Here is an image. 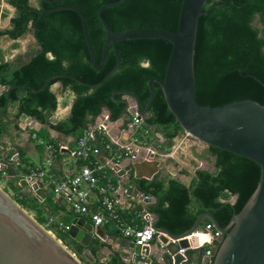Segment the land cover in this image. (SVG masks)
Returning a JSON list of instances; mask_svg holds the SVG:
<instances>
[{
    "label": "trees",
    "instance_id": "1",
    "mask_svg": "<svg viewBox=\"0 0 264 264\" xmlns=\"http://www.w3.org/2000/svg\"><path fill=\"white\" fill-rule=\"evenodd\" d=\"M18 14L12 19V26L0 31L17 39L28 30L29 21L34 22V34L39 46L30 60L0 62V85L10 88L8 107H0V159L10 162L7 170H0V179L6 182L5 190H12V196L46 228L82 257L84 247L70 239L68 231L49 223L50 217L71 224L77 214L67 210L62 201L54 199L53 191L46 190L42 200L35 195L25 179L34 166L25 153L20 152L21 162L16 165L5 156L3 137L12 122L20 123L23 116H30L44 126L78 139L108 107L112 119L121 115L125 104L116 91L131 90L139 97L144 108L149 96L148 83L153 78L164 79L173 50V44L164 39H133L119 41L120 67L110 78L98 87H89L73 79L56 78L39 92L22 86L40 88L55 74H71L88 82L98 83L115 66L117 59L113 49L101 70L91 63L90 51L83 31L80 14L74 10L61 9L42 13H30L28 0H9ZM119 0H58L56 5H69L80 9L87 22L88 33L98 61H101L106 29L98 12L110 3ZM183 0H124L107 8L103 17L115 32L133 29L152 28L178 30ZM31 15V19L30 16ZM53 55V58L49 54ZM148 62V66L143 63ZM195 76L197 100L203 105L219 106L237 100L252 99L264 103V0H208L199 20ZM61 82L64 89H71L77 95L71 113L64 120L53 122L51 115L58 108V98L52 85ZM155 96L149 109V116L143 122L147 133H160L165 142L158 141L161 147L170 148L174 139L183 134L182 127L170 111L163 91L157 83ZM7 101V90L0 94V104ZM13 107L16 112L10 119ZM133 117L130 119L132 121ZM129 121V122H130ZM46 142L49 139L45 128L32 129ZM143 142L151 140L136 134ZM34 141L35 138L31 137ZM40 145V144H39ZM43 147V145H40ZM41 147V149H42ZM43 150V149H42ZM206 157L213 161L214 172L197 169L191 186L178 178L155 176L151 179H133V185L148 196L156 198L149 211L158 213L157 226L178 235L190 229L204 212H211L221 226L226 227L234 214L239 213L258 186L260 166L253 160L227 150L210 146ZM178 165V163H176ZM188 174L187 170L183 171ZM7 174L10 176L7 177ZM29 189L25 191V189ZM237 195L234 203L229 200ZM210 221L205 219L202 231ZM89 249L97 255L102 244L99 239ZM218 243L215 241L213 252ZM86 264H101L99 260ZM120 259L111 257L108 264H120Z\"/></svg>",
    "mask_w": 264,
    "mask_h": 264
},
{
    "label": "water",
    "instance_id": "2",
    "mask_svg": "<svg viewBox=\"0 0 264 264\" xmlns=\"http://www.w3.org/2000/svg\"><path fill=\"white\" fill-rule=\"evenodd\" d=\"M123 1L107 4L98 12L107 32L101 61L97 59L83 12L74 6L58 8L74 10L80 14L91 55V63L95 69L101 70L104 67L110 50L113 49L117 62L100 82L88 83L71 74H55L40 88L27 85L22 87L39 92L56 78H69L95 88L105 83L120 67L122 60L117 46L119 41L133 39L170 41L173 44V50L165 78H153L149 81L150 96L145 107H142L141 101L134 91H116L114 96L121 93L123 97L120 101L125 104L119 118L112 119L111 111L108 107H104L102 113L91 125L103 122L108 126L109 133L113 137L112 132L115 129L112 127L120 124L121 121L123 125L134 131L135 127L130 119L137 114L145 121L149 116V109L155 96L154 84L157 83L163 91L170 111L182 127L183 135L193 138L207 147H217L253 160L260 166L261 175L254 193L243 209L233 215L226 227L221 226L216 217L206 211L197 218L190 229L175 235L165 228H159L157 226L159 215L151 212L154 217L152 227L159 234V248L153 249L151 245L142 247L132 242L129 246L130 250L127 252L130 254L129 259H124L126 252L121 251L120 262L121 264H208L205 247H190L191 238L200 231L203 221L208 219L221 233L216 240L218 245L215 248L212 264H264V103L252 99L237 100L219 106L203 105L198 102L195 53L199 20L208 0H183L177 31L142 28L115 32L103 17V11ZM2 87L7 90V101L4 106L0 104V107H8L11 90L20 86ZM105 115L110 117V122L105 121ZM30 126L34 128L32 125ZM118 142L122 145L136 144L132 141L128 143L118 140ZM140 150L138 156L132 159H137L141 154L148 152L151 156H156L154 151H149L146 147L140 146ZM17 158L20 160L19 155ZM205 163L206 165H202L203 169H208L211 172L216 170L214 162L212 165ZM132 165H129V169L132 168ZM116 166L114 169L120 170L118 165ZM129 169H122L118 173L124 180L123 183L126 182L124 178ZM140 178L142 176H139ZM37 182L39 183L40 180ZM123 188L128 195L134 197L136 209L141 215L144 216L150 212L149 206L156 202V198L153 197L151 202L147 203V201H142V197L146 194L140 191L137 186L130 185L127 188L123 186ZM37 195L44 200L46 191L39 188ZM236 199L237 195L229 202L234 203ZM99 228L81 216L75 217L71 222L68 235L70 239L84 247L85 250L81 257L53 231L41 224L29 210L0 185V264H86L82 258L86 262L93 263L95 257L89 248L96 244L97 237L95 236L100 235ZM181 248H186L184 255L187 260L183 254L179 253ZM194 252L199 254L194 256Z\"/></svg>",
    "mask_w": 264,
    "mask_h": 264
},
{
    "label": "crops",
    "instance_id": "3",
    "mask_svg": "<svg viewBox=\"0 0 264 264\" xmlns=\"http://www.w3.org/2000/svg\"><path fill=\"white\" fill-rule=\"evenodd\" d=\"M18 14L17 8L10 3L9 0H0V31H5L6 29L10 28L12 26V19L16 17ZM3 38H6L7 45L2 44ZM17 43L16 39H11L10 37L4 35L0 38V62L2 60L4 61H12L16 60L17 58L15 55L11 56L12 54L8 53V57L6 56L5 47H8L9 44ZM10 46V45H9ZM12 52H14L12 50ZM27 54V52H26ZM10 56V57H9ZM49 56L53 58V55L50 53ZM21 57V56H19ZM31 58V57H30ZM30 58L25 59V61L30 60ZM52 90L56 93L58 98V108L59 112L57 113V110L54 111L51 115V119L53 122H58L61 120H64L66 117H68L71 113V109L73 106V103L77 97L74 91L71 89H64L61 82H56L52 85ZM6 91L5 88L0 85V94ZM10 111L12 112V115L10 117L11 120L14 118V114L16 110L13 107H10ZM106 116V115H105ZM104 116V117H105ZM144 122V121H143ZM25 124V126H23ZM30 125L34 126L35 129L40 130L42 128H45L48 134L49 139H54L58 143H67L70 148L75 147L77 139L71 136H67L57 130H54L50 128L49 126H44L42 123H40L37 120H34L30 116H23L20 123L17 124V122H12L10 125L7 133L3 137L4 142V154L5 156H8L9 154H12L13 157L11 160L14 163H20V160L17 158V155L20 156V152L22 151L25 153V156H27L31 163H34V166H41L43 162L45 161L46 157L48 156V152L46 151L45 147L40 146L36 141H34L31 138L30 132L32 131V128ZM143 123L140 125L142 126ZM113 134L115 139L120 140L122 142H128L130 141L135 142L137 145L141 147H146L149 149V151H154L156 153V156L153 157L148 153H143L141 156H139L137 159H132L131 157H125L120 161L109 162V156L104 151L100 158L108 163V169L110 172L114 173V179L116 180L118 184V192H117V198L120 201V204L125 207V216L127 218V222L130 224H136V225H143L145 223V218L143 215H141L140 212L137 211L134 201V197L130 196L126 193L124 187H129L130 185H133L132 180L133 179H139V176H142V178L145 179H151L155 176L160 175L161 177H172V178H178L182 183L186 184L187 186H191V183L196 176L197 169L202 168V165H206L205 162L212 165L213 161L208 160L206 157H200L202 154L207 152L208 147L198 143L197 140L193 138H188L185 135H181L180 137L183 138L184 142L185 140L192 139V147L194 151H197V155L194 154H188V159H179L176 155L168 154V150L170 148L163 147L164 150L157 149L155 146H145L141 143V141L136 134L138 133V128H135L134 131L127 127L126 125H123L122 121L120 124H116L112 127ZM160 134V133H159ZM157 133V135L159 136ZM160 137V142H165V139L162 135ZM45 140V139H44ZM190 142V140H189ZM42 147V149H41ZM200 148V149H199ZM189 150V149H188ZM191 151V148H190ZM162 153V154H160ZM134 160V161H133ZM9 163L4 158L0 159V164L2 163ZM80 161L75 160L67 151L60 153L57 158L54 161L53 166V173L55 174L56 179H60L65 174H75L80 171L81 168ZM178 163V165H176ZM8 164V166H9ZM132 165V168L129 169V165ZM116 165H118V168L120 170H115ZM8 166H4L1 168V170H7ZM112 167H115L113 169ZM122 169H129L126 172V182L123 183V179L120 178L118 173ZM187 170L188 174H184L183 171ZM10 175L7 174V177ZM140 178V179H142ZM122 180V182H121ZM45 184V183H44ZM43 184V185H44ZM136 186V185H135ZM51 188H47L46 190H50ZM45 190V189H44ZM45 190V191H46ZM142 196V195H141ZM234 198V196L232 197ZM141 201V200H140ZM68 210V209H67ZM84 217L89 222L93 223V220L91 218V215L85 214V215H76L75 217ZM99 228V236L97 239H99L100 243L103 245L101 250L98 251L97 255H94L95 261L99 260L101 264H108L111 261V257L116 256L120 259V253L121 251L126 252V256L124 259H129L130 254H127L129 252V246L133 242L131 239L126 238L122 231L119 230L116 225L113 222H106L101 226H98ZM201 232V231H200ZM159 234H157L156 240L151 244L153 249L159 248V242H158ZM191 243L193 245H197L199 243H204V247L206 249H212L214 242L212 241L209 236L208 238H204L200 240L198 237H193ZM199 253L194 252L193 255L196 256ZM129 256V257H128ZM128 261V260H127ZM121 264V263H120Z\"/></svg>",
    "mask_w": 264,
    "mask_h": 264
},
{
    "label": "built area",
    "instance_id": "4",
    "mask_svg": "<svg viewBox=\"0 0 264 264\" xmlns=\"http://www.w3.org/2000/svg\"><path fill=\"white\" fill-rule=\"evenodd\" d=\"M105 121L110 122L108 115L105 116ZM142 123L143 119L139 115L133 116L132 124L135 128L140 127ZM30 134L48 152L43 164L31 168L29 174L25 176L35 195H37L39 188L46 190L50 187L56 201H62L69 211L77 215H91L95 226L113 222L126 238L142 247L150 246L156 240L158 233L152 227L154 217L151 212L144 215L145 223L141 226L127 222L125 207L120 204L117 198L118 184L114 179V173L108 169L110 161L118 162L125 157L136 158L141 152L139 145L133 143L120 144L117 139L110 135L108 126L103 122L90 125L77 139L73 148H70L67 143L46 142L33 130ZM65 151L75 160L82 162L81 168L75 174L67 173L60 179H56L53 173L54 161L60 153ZM104 151L110 158L109 162H105L100 158ZM8 164L4 162L0 164V168L6 167ZM112 168L114 169V167ZM37 180H40V182L38 183ZM152 199L153 197L148 195L142 197V201H147V203H150ZM49 223L58 226L64 232L69 231L70 228V224L64 223L54 216L50 217ZM201 232L208 234L212 241H216L221 235L211 222L206 224ZM190 247H204V243L197 245L191 243ZM185 252L186 248L179 250V253L183 255ZM184 257L187 260L185 255ZM205 257L208 259V264H212L214 259L213 250L206 249Z\"/></svg>",
    "mask_w": 264,
    "mask_h": 264
},
{
    "label": "rangeland",
    "instance_id": "5",
    "mask_svg": "<svg viewBox=\"0 0 264 264\" xmlns=\"http://www.w3.org/2000/svg\"><path fill=\"white\" fill-rule=\"evenodd\" d=\"M33 43H34V39H33V36L31 35L30 32L26 33L23 37H21L20 39H18V42L17 43H14V44H9L8 47H5V50L6 51V56L8 57V53L9 54H12L11 56H20V55H25L26 52H28V49L31 48L33 46ZM2 44L4 45H7L6 43V38H3V42ZM12 50L14 52H12ZM10 57V56H9ZM145 66L148 65L147 62H144L143 63ZM59 112V108H57V113ZM23 126H25V124H23ZM139 129V127H138ZM138 133L139 135L143 136V138H146L147 140H151V142H149L150 144H147L145 142L141 143L145 146H155L157 149H161V150H164L158 143L157 140H159L160 142V135L159 136L157 135V133H155L153 131V134H150V133H147L146 129L142 126H140V129L138 130ZM190 140V142H189ZM189 140H183V138L181 137H177L174 139V144L171 146L170 150H168V154H173V155H176L179 159H188V154H194V155H197V151L200 152L199 150L197 151H194L193 150V147L191 145L192 143V139H189ZM190 148H191V151H190ZM189 149V150H188ZM200 149V148H199ZM162 154V153H160ZM17 165V164H16ZM1 170V168H0ZM0 185L5 189V187L7 186L6 182L3 181L2 179H0ZM29 189H25V191H28ZM9 193L12 195V190L10 189L9 190ZM232 199V198H231ZM33 215L34 213L32 211H30ZM54 233V232H53ZM55 234V233H54ZM56 235V234H55Z\"/></svg>",
    "mask_w": 264,
    "mask_h": 264
},
{
    "label": "flooded vegetation",
    "instance_id": "6",
    "mask_svg": "<svg viewBox=\"0 0 264 264\" xmlns=\"http://www.w3.org/2000/svg\"><path fill=\"white\" fill-rule=\"evenodd\" d=\"M57 1L58 0H28V11L30 13H35V12L40 13L41 12L42 15L45 16L47 12L61 10V9H58V8L69 6V5H65V4L64 5H56ZM29 17L31 19V15ZM34 25L35 24H34L33 21H29L28 24H27L28 30L25 32V34L30 32L31 35L33 36V39H34L33 46L28 49L27 54L20 55L21 57H19V55L16 56L17 57V58H15L16 60H21V59L25 60V59L30 58L34 54V52L36 51V48L39 46L38 40H37V38H36V36L34 34V31H35L34 30ZM24 35L18 37L16 39V42H18V39H20ZM148 65H149V63H148ZM148 65H146V66H148Z\"/></svg>",
    "mask_w": 264,
    "mask_h": 264
},
{
    "label": "bare ground",
    "instance_id": "7",
    "mask_svg": "<svg viewBox=\"0 0 264 264\" xmlns=\"http://www.w3.org/2000/svg\"><path fill=\"white\" fill-rule=\"evenodd\" d=\"M208 236H209L208 234L199 231L197 234H195L194 237H198V238H200V240H202L206 237L208 238ZM209 238H210V236H209ZM192 239H194V238L192 237L191 241H192Z\"/></svg>",
    "mask_w": 264,
    "mask_h": 264
}]
</instances>
